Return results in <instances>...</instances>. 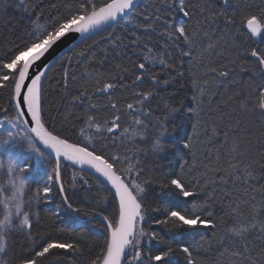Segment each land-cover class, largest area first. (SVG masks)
I'll return each mask as SVG.
<instances>
[{
  "label": "snow or ice",
  "instance_id": "6c2138e0",
  "mask_svg": "<svg viewBox=\"0 0 264 264\" xmlns=\"http://www.w3.org/2000/svg\"><path fill=\"white\" fill-rule=\"evenodd\" d=\"M219 3L220 7L216 0H200L199 3H191L190 0H159L158 5L150 4L144 12H140L137 0H71L66 11L59 16L49 17L43 23V14L36 17L25 28L22 42L0 55V93L3 94L0 99L6 96V101L0 103V115L4 117L0 120V264H62L59 257L69 253L73 254L72 264H81V261L83 264H173L172 257L176 251L173 243L179 236L200 226L217 229L214 201L218 191L222 193L220 202H227V214L232 218L231 225H225L221 232L213 233L219 256L222 259L226 257L227 264H264V199L257 202L255 194L248 195L250 190L255 192L250 182L257 177L251 165L241 159L242 153L237 151L239 145L234 144L227 153L226 168L212 167L209 156L208 163L201 165L205 168L201 176L193 177L192 171L196 169V165L193 163L189 166L188 162L180 164L179 173L167 172L160 163L167 158L171 147L166 140L168 133L165 122L157 121L150 129L148 124L137 118L134 123L141 126L142 134L133 129L129 135L127 127L121 133L120 108L117 102H113L112 94L117 88L137 89L133 100L140 111H136L133 103H127V110L137 117L151 116V111L144 109L159 90L161 81L152 75V91L147 92L139 90V85L144 83L145 73H150L157 62L162 68L172 67L167 45L174 38H182L187 47L183 55L191 56L194 61L198 58L202 61L216 49L224 50L218 53L221 60L228 59L224 55L225 51L229 54L235 51L236 55L230 60L232 69L228 64H222L219 71L216 67H210V73L215 74L213 80L219 77L221 82H226L227 88L228 83H239L235 79L228 81L237 66L240 71L250 72L246 83L259 97L257 108L264 120V48H243L238 43V36L229 32L239 15L241 27L247 29L244 35L264 37V5L258 9L251 6L240 9L237 5L229 14L227 9L232 7L231 0H219ZM152 8L155 10H150ZM177 12L191 22V28L184 23L180 26L171 23L168 16ZM221 21L223 28L219 27ZM118 26L125 35L116 33ZM104 32L107 35H101ZM237 33H240L239 29ZM68 34H79L81 43L87 40H92V43L69 57L63 71L61 100L70 96L69 104L73 107L79 104L84 105L89 112L108 110L113 113L111 120L105 119L102 123L96 122L92 114L86 116L89 127L95 124L96 135L100 139H82L75 129L55 131L48 126L45 118V80L50 66H41L39 62ZM94 36H99L100 39L93 40ZM154 38L156 42L149 47ZM101 44L106 54L111 47L117 50L118 55L131 52L137 56L139 62H133L138 73L135 79L131 83H125L124 75L105 78L103 72L85 71L82 78L95 82L94 93H89L87 84L82 85V90H73L71 82L76 81L77 77L75 71L69 72L72 61L87 60L91 64L96 57L95 49ZM154 49L160 54L158 61L153 54ZM141 56L143 59H140ZM242 57L251 58L250 67L245 68ZM103 62V59L99 61L101 64ZM168 83L170 81H163L164 85ZM207 84L208 81H205L203 86H199L198 96L194 98L196 108L193 112L197 122L192 127L198 134L183 144L184 149L195 146L192 139L199 141L203 136L209 135L207 127L203 133L198 132L204 100L207 99L210 103L216 94ZM96 95L105 96L108 104L98 106L93 103ZM165 107L166 119L174 118L179 111L169 105ZM247 107V101L241 104L242 109ZM208 116L211 119V112ZM150 130L154 132L150 149L137 148L131 156L128 155V150H125L123 158L118 154L110 155L105 151L109 145H101V141L107 139H112V147L126 140L136 143L138 135L139 142H145ZM221 131V128L213 124L209 143ZM231 131V128L223 130L225 145ZM74 135L76 139H72ZM25 145L26 153L21 151ZM141 153L145 158L151 157L154 162L151 168H147L144 159L139 158ZM193 156H197V153L193 152ZM53 158L54 164L50 169L40 167L46 161L51 163ZM33 159L35 164L31 162ZM133 159L135 163H128ZM219 162L220 157L217 156L216 163ZM126 163L127 167H124ZM68 167L73 169L72 188L75 189L78 182L81 183L85 192L84 199L95 201L90 212L73 205L62 174L63 169ZM189 167L190 170L185 172ZM41 172L46 176V181L37 188L35 196L25 200L28 195L26 185H30L33 180L38 182ZM87 175L95 177L97 183L103 186L100 191L106 192V195L100 196L92 192ZM230 183L235 192L229 189ZM241 189L243 196L240 195ZM54 190L58 191L71 212L100 217L105 235L103 242L97 245L99 251H86L79 241L53 239L43 234L39 242H36L32 230L33 217L38 213L33 209L40 201H47ZM172 193L175 195H171ZM261 195L264 196V192ZM180 197L185 198L184 201H180ZM189 197L194 198L190 204L187 200ZM109 199L112 211L104 214L103 209L98 206ZM181 203L189 206L181 207ZM242 206L250 209V214L245 215L241 210ZM150 213L157 215L150 216ZM149 219L152 224L163 226L167 231L161 235L147 228ZM15 235L32 242V251L28 255L14 254V242L7 241L12 240ZM145 241H154L160 247L154 253L146 252ZM205 243L208 250H212L213 241ZM179 251L186 256L187 264H195L190 246L184 245Z\"/></svg>",
  "mask_w": 264,
  "mask_h": 264
},
{
  "label": "trees",
  "instance_id": "16d2710c",
  "mask_svg": "<svg viewBox=\"0 0 264 264\" xmlns=\"http://www.w3.org/2000/svg\"><path fill=\"white\" fill-rule=\"evenodd\" d=\"M71 0H0V55L8 52L15 44L22 42L25 37V28L31 25V22L41 14H43V23L49 17L59 16L61 13L66 11V6ZM191 3H199L200 0H190ZM217 6L220 7L219 0H216ZM159 0H142L138 10L144 12L148 5H158ZM232 7L227 9L229 14L239 5L240 9H247L251 6L253 9H258L264 5V0H231ZM154 11L155 9H150ZM168 19L176 26L184 23L191 28V22L183 16L182 13H174L168 16ZM223 21L219 24L220 28H223ZM215 27V26H214ZM240 33H237V30ZM159 30V29H158ZM112 31V29H109ZM118 35H125L124 31L118 26L115 29ZM229 32L233 35L238 36V43L243 48H264V37L258 36L257 38L249 37L244 35L246 28H242L240 24V16L237 15L235 25L229 28ZM101 35H107L106 32ZM93 40L100 39L99 36H94ZM156 42L154 38L149 47ZM92 40H87L84 43H80L70 53H67L50 69L48 76L45 80V92H44V109L45 118L48 122V126L54 128L55 131L63 132L64 129H75L76 133L81 138H95L100 139L96 135V126L93 124L89 127L86 116L89 114L94 115L96 122L102 123L105 119L111 120L113 113L108 110H98L96 112H89L86 110L84 105H76L75 107L69 104L71 97H67L63 101L61 100L62 94V83H63V71L64 67L67 66L69 57L74 56L76 53L84 50L88 44H91ZM163 44V41H160ZM168 51L171 53L170 62L171 68H162L159 63L155 64L150 73H145L144 83L139 85V90L145 92L152 91V85L150 77L152 75L157 76L161 84L159 90L156 92L154 97L147 102L144 111H151L152 115L144 118L142 116L137 117L133 113L127 110V103H133L137 112L140 111L138 105L133 100V94L137 89L122 90L117 88L112 94L113 102H117L120 108L119 115L121 116L120 121V132L127 127L129 129V135L133 129H136L138 133L142 134V128L134 123L135 119L140 118L142 122L149 125L151 129L157 121H164L165 127L167 128L166 140L170 142L171 147L169 155L166 159L160 161L165 167L167 172L179 173L181 171L180 164L188 162L189 166L193 163L196 165V169L192 171L193 177L201 176L205 171V168L201 165L208 163V157L211 156L212 167L226 168L228 163L227 153L231 150L234 144H238L237 151L242 153L241 159L251 165L252 170L257 177L256 180L251 181V186L255 189L253 193L251 190L248 195H256L257 202L264 199L261 195L264 192V120L261 119L257 105L259 97L252 91V89L246 83L251 75L248 71H240L237 66L233 71L232 75L228 77V81L235 79L239 81L237 84L228 83L225 88L226 82H221L219 77L213 80L215 74L210 73V67H216L220 70L222 64H228L229 68L232 69L230 60L236 55L233 51L231 54L224 52V55L228 59L221 60L218 55L219 52L224 51L223 49H216L211 52L209 56H206L202 61L198 58L193 60L191 56L183 55V51H187V47L184 44L182 38L174 41H169L167 45ZM103 44L95 49L96 57L95 60L89 64L87 60H73L72 67L69 72L75 71L76 81L71 82V88L81 89L82 85L87 84L90 94L95 91L94 81H86L82 77L85 71L99 73L103 72L105 78L111 75L119 77L124 75L126 77L125 83H131L135 79V75L138 74L137 70L133 66V62H139L137 56L132 55L131 52L127 54H117V50L111 47L108 48L107 54L102 50ZM157 61L160 58L159 52L154 49V53ZM103 59V64L99 61ZM140 59H143L141 56ZM168 59V57H165ZM245 61V68L251 66V58L242 57ZM119 65V67H117ZM124 69H127L125 72ZM164 80L170 81L167 85L163 84ZM208 81L207 87L214 91L216 94L212 97L211 102L207 99L204 100L203 108L204 111L199 117L201 126L198 130L199 133H203L205 127L209 130L208 136H203L199 141L192 139V143L195 145L192 149H184L183 144L188 142L190 137H195L198 133L193 130L192 125L197 122V117L193 112L196 108L195 97L198 96L199 86H203L204 82ZM237 93L239 95H237ZM73 94L75 92L73 91ZM0 96H3L0 93ZM232 98L231 100L229 98ZM6 101V96L0 99V103ZM247 101L248 107L245 109L241 108V104ZM93 103L99 105L108 104V100L105 96L96 95ZM165 105L170 107L178 108L179 111L175 114L174 118H167V108ZM255 110V111H254ZM211 112V119H209L208 113ZM13 115V113H9ZM4 117L0 115V120ZM215 124L221 128L222 131L217 134L216 138L209 143L211 137V126ZM231 128L232 131L229 133L228 143L225 145V137L223 130ZM82 130V131H81ZM153 131L148 132V139L145 142H139L140 136L138 135L135 140H126L123 143H117L112 147V139L102 140L101 145H109L105 148V151L111 154H118L122 158L125 155V150H128V155L137 148L150 149L152 143ZM72 139H76V136H72ZM23 152H27V146L25 145ZM193 152L197 153V156H193ZM220 157L219 164L216 163V157ZM144 159L145 166L151 168L153 161L151 157H144L141 153L140 157ZM35 164V160L31 161ZM128 163H135V160H129ZM54 161L51 163L45 162L40 167L50 169ZM127 167V163L124 164ZM189 168L185 169V172L189 171ZM72 173L71 167L63 169V178L65 180V187L68 190V194L72 197V202L75 207H81L87 211H91L95 204V201L89 202L84 199L85 192L82 184L78 182L75 189L72 188ZM87 179L90 180L91 188L93 193H98L100 196L106 195V192L100 191L103 187L98 184L96 179L87 175ZM210 178V177H209ZM46 176H43L39 182H44ZM78 180V177H77ZM39 182L31 181L30 185H26L25 196L27 200L31 196H35L37 188L42 186ZM231 189V183L229 184ZM235 192V189H231ZM52 197L49 201H40L39 204L33 209L34 212L38 213L33 217V237L36 242H39L41 234L45 236H51L53 239L68 240V241H79L81 246L85 250L99 251L98 244L103 242L104 238V225L98 219H91L86 221H78L73 212L67 211L59 196L58 191H53ZM152 195H155L153 193ZM171 195H175L172 193ZM222 193L218 191L217 199L214 201L215 205V217L217 220V229L205 228L203 226L197 227L195 230L190 231L186 235L179 236L177 241L173 243V247L176 249L174 256L172 257L173 264H187V258L182 254L179 249L180 247L187 245L193 250V259L195 264H227V258H221L216 248V238L213 237V233H219L223 230L225 225H231L232 218L227 214V208L225 201L223 204L220 202V196ZM240 195L243 196V189H241ZM185 198L180 197V201H184ZM193 197L187 198L189 204L193 200ZM51 202V203H49ZM189 204L181 203V207H187ZM102 208L104 214H109L112 211L111 199L100 204L98 206ZM245 215L250 214V209L242 206L241 209ZM150 216H156L155 213H150ZM80 218H89L92 216H86L82 212L78 215ZM147 228L163 235L167 229L163 226L154 225L149 219ZM213 241L212 250H208L206 241ZM9 243L14 242L13 251L16 256H25L32 251V242L25 241L20 235H15L12 240L7 241ZM145 251L154 253L160 245L156 242L145 241ZM197 245H200L198 248ZM73 254L69 253L66 256H61L59 259L62 264H72ZM56 259V258H52ZM83 264V261H81Z\"/></svg>",
  "mask_w": 264,
  "mask_h": 264
},
{
  "label": "water",
  "instance_id": "95a60500",
  "mask_svg": "<svg viewBox=\"0 0 264 264\" xmlns=\"http://www.w3.org/2000/svg\"><path fill=\"white\" fill-rule=\"evenodd\" d=\"M139 0H137V3ZM81 43V37L79 34H68L65 38H62L61 41H59L46 55L42 60L39 62L41 66L47 64L50 66V69L53 67V65L56 63L57 60H59L61 57L66 55L67 53H70L76 46H78ZM49 73V72H48ZM54 159V158H53ZM87 171V170H86ZM93 176V175H91ZM94 177V176H93ZM95 178V177H94ZM63 200V199H62ZM65 205V204H64ZM65 208L67 211L71 212L65 205ZM76 219L78 221H86L91 219H98L100 220V217H89V218H80L76 213H74ZM101 221V220H100Z\"/></svg>",
  "mask_w": 264,
  "mask_h": 264
},
{
  "label": "bare ground",
  "instance_id": "6f19581e",
  "mask_svg": "<svg viewBox=\"0 0 264 264\" xmlns=\"http://www.w3.org/2000/svg\"><path fill=\"white\" fill-rule=\"evenodd\" d=\"M141 1L142 0H139V2L137 3L138 4V7L140 6V4H141ZM247 30V29H246ZM258 37V36H257ZM257 37H254V38H257ZM2 120V119H1ZM52 161H54V159H52ZM42 169H44V167H42ZM42 176H43V172H41V174H40V179H39V181L41 180V178H42ZM46 180V179H45ZM35 181V180H34ZM38 181V182H39ZM37 182V181H36ZM45 182V181H44ZM43 181L42 182H39L40 183V185L42 184V183H44ZM25 191H26V189H25ZM51 195V194H50ZM49 198H50V196H49ZM49 198H48V201H49Z\"/></svg>",
  "mask_w": 264,
  "mask_h": 264
},
{
  "label": "rangeland",
  "instance_id": "374dc122",
  "mask_svg": "<svg viewBox=\"0 0 264 264\" xmlns=\"http://www.w3.org/2000/svg\"><path fill=\"white\" fill-rule=\"evenodd\" d=\"M53 194H54V192H53ZM62 198V197H61ZM63 201V200H62ZM49 203H51V202H49ZM0 218H2V215H0Z\"/></svg>",
  "mask_w": 264,
  "mask_h": 264
}]
</instances>
